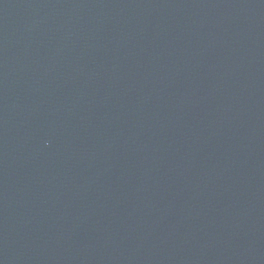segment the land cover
Returning a JSON list of instances; mask_svg holds the SVG:
<instances>
[{
  "label": "water",
  "instance_id": "1",
  "mask_svg": "<svg viewBox=\"0 0 264 264\" xmlns=\"http://www.w3.org/2000/svg\"><path fill=\"white\" fill-rule=\"evenodd\" d=\"M0 264H264V0H0Z\"/></svg>",
  "mask_w": 264,
  "mask_h": 264
}]
</instances>
